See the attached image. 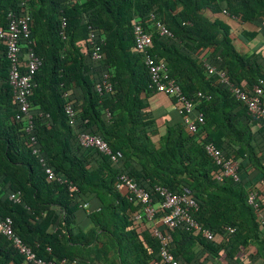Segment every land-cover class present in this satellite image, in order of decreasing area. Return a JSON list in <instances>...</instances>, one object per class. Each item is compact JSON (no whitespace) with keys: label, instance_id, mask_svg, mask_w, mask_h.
<instances>
[{"label":"trees","instance_id":"16d2710c","mask_svg":"<svg viewBox=\"0 0 264 264\" xmlns=\"http://www.w3.org/2000/svg\"><path fill=\"white\" fill-rule=\"evenodd\" d=\"M11 11L31 16L32 46L43 65L28 96L34 123L28 131L0 38V220L11 217L39 257L66 258L68 264H164L155 228L181 264H264V121L220 76L225 71L243 90L250 93L258 84L264 92V0H0L1 30ZM152 13L173 35L152 30L149 52L166 61L204 114L196 132L173 96L150 87L133 26L140 22L150 30ZM92 32L102 46L100 59L92 57ZM208 65L218 71L210 74ZM105 73L114 88L100 94L96 85ZM154 94L170 97L161 98L164 110L154 104ZM68 101L77 110L74 123L65 111ZM172 105L175 110H167ZM81 132L101 135L123 157L114 162L83 146ZM208 143L239 162L240 179L224 175ZM122 174L149 191L156 218L167 212L157 186L188 191L198 203L192 215L213 238L184 225L136 218L143 206L130 190L117 187ZM18 191L15 202L10 194ZM252 191L258 193L257 208L248 201ZM0 264L34 263L0 231Z\"/></svg>","mask_w":264,"mask_h":264},{"label":"built area","instance_id":"2783aa9c","mask_svg":"<svg viewBox=\"0 0 264 264\" xmlns=\"http://www.w3.org/2000/svg\"><path fill=\"white\" fill-rule=\"evenodd\" d=\"M152 26L148 30L140 22H136L133 26L135 44L138 50L142 51L145 55V64L147 66L151 83L150 87L157 92H162L167 95L173 96L177 101V108L184 117L188 129L192 132L199 130L200 125L205 123V117L202 112L196 111L195 100L186 95L182 89L181 84L169 74L168 65L166 61L159 60L156 56L151 55L149 47L153 41L152 30H160L162 34L173 35L169 28L161 21L157 20L155 14H151ZM67 20L63 18V27H66ZM31 29V16L29 14L18 15L15 12H9L8 25L5 29H0V38L5 42L7 58L10 61L9 80L13 86L14 93L20 102L21 113L19 118L28 119L27 130L33 129V115L30 111V105L28 96L31 94L32 88L35 84V75L41 69L43 65V59L39 56L32 44L33 36ZM95 33H91V43L93 44V59H100L102 46L95 42ZM27 50L24 54V61L26 66V72L21 70V53L23 48ZM210 74H215L218 70L216 66L208 65ZM222 82L226 84L233 95L240 101H242L248 108L249 113L257 119L264 121V104H263V88L260 85H254L251 92L243 90L237 83L231 81L226 72H221ZM97 90L100 94L110 93L113 91V83L111 76L105 73L103 79L97 83ZM65 95L68 96L66 93ZM200 96H203L202 92H199ZM65 111L74 123L77 116V110L73 103L68 101L65 105ZM108 116L110 112L108 111ZM79 140L85 147L96 148L100 152L111 156L114 162H118L122 157L121 151H114L110 143L105 140L99 134H91L88 132H81L79 134ZM33 142H37L36 138L32 137ZM208 154L214 159L216 164L223 168L225 176H232L236 180L240 179L239 176V162L228 158L220 148L213 143L206 145ZM34 153H39L40 149L35 147ZM43 165H46L44 158L41 159ZM46 172L53 177L57 176V179L62 183H69L70 190H77V186L74 185L68 179L61 175H56L51 167H46ZM117 187L127 188L132 193V200H137L143 206L142 213H138L136 218H141L143 215L152 222L157 223L161 220L168 227L174 228L184 225L188 230H196L201 232L202 236L207 239L213 238V233L208 228H204L198 220L192 215V210L198 209V203L196 200L189 196L188 191L184 193H173L165 186H157V190L163 197L162 207L167 210L160 218H156L157 206L153 203V197L144 187H141L132 177L127 174L120 176V181L117 183ZM21 192L10 194V199L18 201L20 199ZM258 193L252 191L249 194V203L258 207L257 201ZM262 223L264 225V216L262 217ZM14 222L11 217H6L0 220V231L6 236L13 244L14 248L18 250L20 254L25 256L28 261L34 264H68L66 258L61 262L56 260H47L38 256L32 246L24 242V240L16 233L13 226ZM234 231V229H231ZM155 234L160 240V255L164 264H181V262L175 257L171 251L168 239L166 235L159 228H155Z\"/></svg>","mask_w":264,"mask_h":264},{"label":"crops","instance_id":"0c3cea01","mask_svg":"<svg viewBox=\"0 0 264 264\" xmlns=\"http://www.w3.org/2000/svg\"><path fill=\"white\" fill-rule=\"evenodd\" d=\"M259 38V37H258ZM223 83V82H222ZM224 84V83H223ZM153 98H154V104H156L157 105V108L159 109V110H164L163 108H164V106L162 105V103H161V98H165V100H167V101H170V97L168 98V97H166V96H161V94H154L153 95ZM167 110H169V111H173V110H175V108H174V105H172L171 107H169ZM176 113V112H175Z\"/></svg>","mask_w":264,"mask_h":264}]
</instances>
